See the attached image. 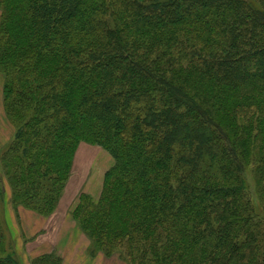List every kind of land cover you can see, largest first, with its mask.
Wrapping results in <instances>:
<instances>
[{"label":"trees","instance_id":"1","mask_svg":"<svg viewBox=\"0 0 264 264\" xmlns=\"http://www.w3.org/2000/svg\"><path fill=\"white\" fill-rule=\"evenodd\" d=\"M0 75L12 204L54 214L87 144L113 159L71 212L94 251L264 264V0H0Z\"/></svg>","mask_w":264,"mask_h":264},{"label":"rangeland","instance_id":"2","mask_svg":"<svg viewBox=\"0 0 264 264\" xmlns=\"http://www.w3.org/2000/svg\"><path fill=\"white\" fill-rule=\"evenodd\" d=\"M2 82L0 75V91ZM0 115L5 125L1 131L0 123V131L4 132V137H10L6 143L0 139L1 157L14 133L3 114L2 94ZM112 165L113 159L104 150L80 144L58 207L54 214L44 218L21 205L12 204L11 188L3 176L0 164V227L5 237V253L17 264H32L34 259L50 254L61 258L63 264H125L117 255L107 258L94 251L89 238L71 217L79 195L86 194L97 201L103 175ZM243 178L255 212L259 216L263 215L251 168L245 171Z\"/></svg>","mask_w":264,"mask_h":264},{"label":"crops","instance_id":"3","mask_svg":"<svg viewBox=\"0 0 264 264\" xmlns=\"http://www.w3.org/2000/svg\"><path fill=\"white\" fill-rule=\"evenodd\" d=\"M2 91V90H1ZM1 91H0V99H1ZM1 119H3L2 117H1V115H0V123H1V131L4 129V127H5V125H4V122L1 120ZM10 129V128H9ZM1 131H0V139H3V141L6 143V142H8L9 140H10V137L9 136H7V137H4V135H3V133H1ZM2 137V138H1Z\"/></svg>","mask_w":264,"mask_h":264}]
</instances>
